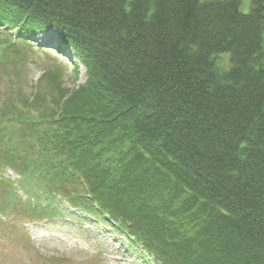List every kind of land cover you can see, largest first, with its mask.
Segmentation results:
<instances>
[{"label": "trees", "instance_id": "1", "mask_svg": "<svg viewBox=\"0 0 264 264\" xmlns=\"http://www.w3.org/2000/svg\"><path fill=\"white\" fill-rule=\"evenodd\" d=\"M243 3L0 0L2 72L51 30L86 73L0 107V171L26 193L4 206L65 198L157 264H264V0Z\"/></svg>", "mask_w": 264, "mask_h": 264}, {"label": "rangeland", "instance_id": "2", "mask_svg": "<svg viewBox=\"0 0 264 264\" xmlns=\"http://www.w3.org/2000/svg\"><path fill=\"white\" fill-rule=\"evenodd\" d=\"M243 2V9L247 10L248 0ZM11 38H14L12 32ZM29 42L25 66H17V74L11 64L8 73L0 70V107L14 93L28 98L47 70L59 72L67 89L85 81L84 66L68 46L58 47L57 33L39 32ZM228 56L223 54L225 61ZM75 64L77 75L73 73ZM17 179L18 174L9 167L0 171V183L10 181L9 188L0 185V264H157L150 257L140 256L124 235L113 231L110 222L69 207L65 198L57 204L65 211L62 214L31 219L22 209L20 201L26 193ZM13 192L20 201L7 208Z\"/></svg>", "mask_w": 264, "mask_h": 264}]
</instances>
